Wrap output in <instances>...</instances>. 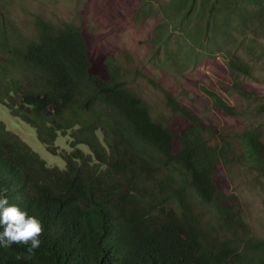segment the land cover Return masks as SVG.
<instances>
[{
	"label": "trees",
	"instance_id": "1",
	"mask_svg": "<svg viewBox=\"0 0 264 264\" xmlns=\"http://www.w3.org/2000/svg\"><path fill=\"white\" fill-rule=\"evenodd\" d=\"M229 2H161L155 11L163 7L172 15L152 38L158 54L161 48L167 54L175 22L213 56L233 12ZM150 7V0H141L137 15ZM8 20L0 16V46H10L29 76L17 85L15 115L36 128L52 152L59 132L79 124L70 135L73 150L63 156L64 169L48 166L30 145L0 128V196L38 218L44 229L33 255L23 245L0 247V264H264V237H238L227 202L238 164L264 178L263 130L220 128L169 92L163 109L155 110L148 92L142 95L124 78L122 58L94 48L87 29L37 16L34 35L11 45ZM230 65L249 74L243 62ZM202 88L226 116L264 110V94L239 81L233 88L241 107ZM95 108L110 125L107 146L97 127L78 122Z\"/></svg>",
	"mask_w": 264,
	"mask_h": 264
},
{
	"label": "rangeland",
	"instance_id": "2",
	"mask_svg": "<svg viewBox=\"0 0 264 264\" xmlns=\"http://www.w3.org/2000/svg\"><path fill=\"white\" fill-rule=\"evenodd\" d=\"M140 1L0 0V16L5 14L9 18L8 42L11 45L34 35L37 16L56 25L71 22L87 29L94 48L122 58L124 78L142 95L148 92L155 110L163 109L165 92H169L208 123L220 128H258L264 131V110L247 108L237 116H226L213 108L202 88L214 90L238 107L242 106V101L233 88L236 81L264 94V5L259 6L253 0H237L238 4L234 6L236 0H230L233 12L222 28L223 34H218L221 37L219 46L214 47L219 50L213 56H207L199 45L201 42L187 38L183 26L175 22L170 24V27H177L172 28L167 54L163 48L158 54L152 38L157 26L172 13L163 7L160 12L155 10L161 2L169 0H150L149 11L138 16ZM160 32L164 34L166 30ZM9 48L0 46V128L30 145L48 166L64 169L63 156L73 150L70 135L79 123L67 133L59 132V137L50 144L55 152L47 150V145L38 139L37 129L15 115L21 99L17 85L27 83L29 76ZM232 62L248 65L249 74L232 68ZM149 78L155 80L156 85L148 83L146 79ZM25 111L31 112L29 108ZM85 117L74 119V123L79 119L78 122L83 120L97 127L98 137L107 146L105 132L109 131L110 125L101 109L95 108ZM80 147L86 155L93 156L87 145ZM233 170L227 202L236 217L234 232L238 237L252 233L264 237V178L243 164Z\"/></svg>",
	"mask_w": 264,
	"mask_h": 264
},
{
	"label": "clouds",
	"instance_id": "3",
	"mask_svg": "<svg viewBox=\"0 0 264 264\" xmlns=\"http://www.w3.org/2000/svg\"><path fill=\"white\" fill-rule=\"evenodd\" d=\"M0 247L5 249L15 245L27 248L29 256L41 245L43 226L38 218L30 216L19 206L10 204L6 195L0 196Z\"/></svg>",
	"mask_w": 264,
	"mask_h": 264
}]
</instances>
